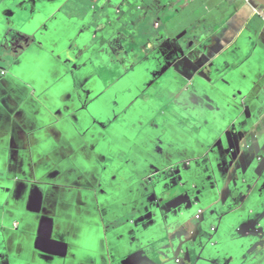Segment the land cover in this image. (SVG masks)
<instances>
[{
  "label": "crops",
  "instance_id": "obj_1",
  "mask_svg": "<svg viewBox=\"0 0 264 264\" xmlns=\"http://www.w3.org/2000/svg\"><path fill=\"white\" fill-rule=\"evenodd\" d=\"M196 27L211 34L191 43ZM40 28L42 47L27 37ZM140 117L161 130L168 120L186 128L172 125L165 142L179 165L175 180L188 188L162 200L166 222L157 205L137 199L138 224L128 225L98 191L113 139L127 136L120 119ZM225 125L220 139L232 127L246 140L228 135L210 155L211 135ZM177 146L198 154L181 157ZM228 147L237 156L247 150L238 173L223 158ZM237 176L255 179L249 196ZM262 215L263 4L0 0V264H174V256L179 264H264V234L234 236L242 220L251 218L248 227Z\"/></svg>",
  "mask_w": 264,
  "mask_h": 264
},
{
  "label": "water",
  "instance_id": "obj_2",
  "mask_svg": "<svg viewBox=\"0 0 264 264\" xmlns=\"http://www.w3.org/2000/svg\"><path fill=\"white\" fill-rule=\"evenodd\" d=\"M255 1L264 5V0ZM133 4L134 3L131 4L127 2V9L122 15V17H124L127 22H129L134 16V13L131 10ZM44 30V28H40L32 33H27V37L30 38L33 44L42 47L40 37L45 34ZM205 33L211 34V32H202L196 27L191 43L197 41ZM178 41L183 49V42H181V40ZM134 55L135 51L131 53L128 62L131 59L135 60ZM242 95L243 94L240 96ZM242 99L243 97H241L238 102L241 103ZM207 105H211V108H214L215 103L211 101L208 102ZM230 109L231 108H229V110ZM228 114V122L231 124L234 122V117L230 116V113ZM140 118L141 120L139 122L128 128L126 137L121 139V136H118L113 139L114 141H112V143H114V146L105 165V185L98 191L99 199L104 196L112 200L115 207L116 219L119 222L128 225H130L132 222L138 224L139 207L136 203L137 199H139L143 204L150 202L152 205H157L160 212L162 213V218L166 222L163 210L165 205L163 204L162 200L168 195L176 194L180 189L186 190L188 188L187 185L175 180V176L179 171V165L176 161V154L173 152L172 146L165 142V138L168 137V132L171 130L172 125H176L182 130H186V128L179 122H173L167 119V125L162 127L161 130L157 129L155 125H153V122L151 123V120L148 123L147 120L143 121V117ZM229 127L230 125H225L222 128L214 130L211 135V141L212 144H215V146L212 149L210 148L207 153L212 155L217 150H224L226 148L224 139L228 135L243 137V135L246 134V132L241 128L234 129L231 127L228 132L220 139L221 134ZM117 128L118 126H114L112 131L119 132V129ZM246 136L247 134L244 136V140L241 142V144L246 140ZM177 147L179 149L177 150V153L181 157H191L192 153L198 154V151L194 148V146L190 149H186L185 146ZM233 149H235V147H228L223 158L230 168L236 167V172L238 173V159L239 157L246 156L247 150L241 149L240 155L237 156L236 152H231ZM212 161L214 162V157ZM252 162L253 160L250 161L248 171L252 167ZM210 168L213 169L212 179L215 180L216 173L219 175L218 168L214 163L211 164ZM261 178L262 176L259 175L258 180H261ZM237 179L238 189L241 186L246 187L245 191L239 190L240 195L247 194L249 196L253 191L252 184L255 182V179L251 177L250 180H247L245 176H237ZM217 181L214 182L212 187H217L222 192L223 188L219 187V185H216ZM126 195L129 196L128 199L124 203H121V198ZM178 197L179 195L175 196V198ZM205 206L211 205L207 204ZM230 212H232V208L230 210H223L213 221L210 232L211 237L207 239L204 247L210 242L214 243L217 241L216 234L220 228L218 223L222 222ZM245 220L250 223L251 218L249 217ZM245 220H242L241 225H237L235 227V237H238L239 239L242 237L253 238L254 235L264 234V215L260 216L256 223L250 224L248 227H246L247 223ZM176 224H179V222L170 223V230L171 228H174ZM173 261L174 264H179L180 258L174 256Z\"/></svg>",
  "mask_w": 264,
  "mask_h": 264
},
{
  "label": "rangeland",
  "instance_id": "obj_3",
  "mask_svg": "<svg viewBox=\"0 0 264 264\" xmlns=\"http://www.w3.org/2000/svg\"><path fill=\"white\" fill-rule=\"evenodd\" d=\"M162 76H163V72H162V74H161ZM241 79V78H240ZM244 80V79H243ZM239 81V80H238ZM244 82H245V80H244ZM134 87H136L137 89H138V86H134ZM147 101H148V99H147ZM141 120V118H133V121L131 122V121H129V120H123V119H120V123H123L125 126H127V127H132V126H134V124L135 123H137V122H139ZM127 122H129L130 123V125H127Z\"/></svg>",
  "mask_w": 264,
  "mask_h": 264
},
{
  "label": "flooded vegetation",
  "instance_id": "obj_4",
  "mask_svg": "<svg viewBox=\"0 0 264 264\" xmlns=\"http://www.w3.org/2000/svg\"><path fill=\"white\" fill-rule=\"evenodd\" d=\"M153 58H154V57H153ZM163 97H164V96H163ZM201 213H202V211L200 210L199 213L197 214L198 217H200Z\"/></svg>",
  "mask_w": 264,
  "mask_h": 264
},
{
  "label": "built area",
  "instance_id": "obj_5",
  "mask_svg": "<svg viewBox=\"0 0 264 264\" xmlns=\"http://www.w3.org/2000/svg\"><path fill=\"white\" fill-rule=\"evenodd\" d=\"M248 1H250V0H248ZM257 12H258V10H257Z\"/></svg>",
  "mask_w": 264,
  "mask_h": 264
},
{
  "label": "clouds",
  "instance_id": "obj_6",
  "mask_svg": "<svg viewBox=\"0 0 264 264\" xmlns=\"http://www.w3.org/2000/svg\"><path fill=\"white\" fill-rule=\"evenodd\" d=\"M197 217H198V215H197Z\"/></svg>",
  "mask_w": 264,
  "mask_h": 264
}]
</instances>
